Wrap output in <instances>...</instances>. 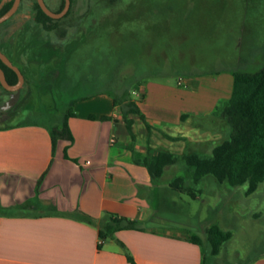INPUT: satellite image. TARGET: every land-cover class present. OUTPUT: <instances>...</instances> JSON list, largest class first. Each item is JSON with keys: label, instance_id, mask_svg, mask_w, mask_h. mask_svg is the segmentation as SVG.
Returning a JSON list of instances; mask_svg holds the SVG:
<instances>
[{"label": "crops", "instance_id": "0c3cea01", "mask_svg": "<svg viewBox=\"0 0 264 264\" xmlns=\"http://www.w3.org/2000/svg\"><path fill=\"white\" fill-rule=\"evenodd\" d=\"M143 82L139 100L133 99L145 119L132 115L137 151L180 158L214 140L182 116L220 115L231 90L218 95L221 104L217 97L199 99L213 110L205 116L192 108L188 93L161 92ZM73 111L68 119L73 142L59 140L54 149L41 124L0 128V264H129L126 252L135 264H204L200 246L190 240L199 234L182 232L189 220L178 206L184 193L170 186L176 177L165 178L176 163L165 167L161 178L133 163L126 149L130 132L106 93L78 100ZM161 111L172 115H158ZM75 210L97 221L110 213L137 222L138 228L100 240L97 227L68 215ZM249 264H264V254Z\"/></svg>", "mask_w": 264, "mask_h": 264}, {"label": "rangeland", "instance_id": "374dc122", "mask_svg": "<svg viewBox=\"0 0 264 264\" xmlns=\"http://www.w3.org/2000/svg\"><path fill=\"white\" fill-rule=\"evenodd\" d=\"M180 1L182 9L176 21L170 23L163 9L165 17L158 21V30L154 32L155 13L158 7V10L165 8L163 5L168 4V0H73L69 14L56 19L52 30H41L39 37L51 43L54 51L64 49L72 36L79 37L88 27L89 17L84 19V16L93 8L92 14L97 20L91 23V35L85 41L82 37V43L73 50L67 62L59 63V58L52 54L42 67L34 63L29 65L27 80L18 90L7 93L0 107L12 106L20 108V112L13 116L3 111L0 126L11 119L45 124L53 120L50 112L55 107L52 85L58 67L64 69V80L68 83L92 81L78 90H70L66 100L101 86V78L111 79L118 75L124 79L134 75L140 82L131 87V100H139V84L144 81L149 89L178 95L188 93L192 108L201 110L205 116L210 114L213 110L208 111L209 105L200 104L199 99L217 97L218 103H223L224 99L218 95L230 93L232 71H256L264 64V0ZM44 2L56 11L61 0ZM32 3V0L21 3V16L32 17ZM126 3L128 6L124 8ZM8 29L9 24L0 23V50H4ZM179 78L187 81L185 86L177 85ZM182 109H188L187 105L183 104ZM158 115L171 116L172 113L161 111ZM183 120L187 125L206 130L214 139L202 148L188 149V153L208 156L215 145L229 137L230 126L220 115L186 116ZM171 169V176L166 172L165 178L189 173L181 160ZM196 188L199 190L197 197L192 199L184 193L178 206L181 214L189 217L182 232H195L205 241V264H249L264 254V181L247 195L246 184L218 183L208 174ZM210 224L231 233L217 255L210 254L207 244L206 229Z\"/></svg>", "mask_w": 264, "mask_h": 264}, {"label": "trees", "instance_id": "16d2710c", "mask_svg": "<svg viewBox=\"0 0 264 264\" xmlns=\"http://www.w3.org/2000/svg\"><path fill=\"white\" fill-rule=\"evenodd\" d=\"M23 1L25 0H21L16 12L3 22L9 24V29L4 38V50L1 51L19 68L24 80H27L26 68L33 63L39 67L44 66L49 62L52 54L59 58V63L67 62L72 56L73 50L82 43V37L85 41L87 36L91 35V23H96L97 17L92 14L93 8H91L87 16H84V19L89 17L90 25L88 24V27L84 28L83 33L79 37L72 36L67 41L64 49L54 51L51 43L39 37V32L41 30H52L56 19L47 16L41 10L36 0H32V17H29V15L21 16L20 6ZM70 1L71 8L73 0ZM12 2L13 0H0V15L10 8ZM180 2V0H168V4L163 5L165 8L158 10V7L155 13L154 32L158 30V21L160 22L163 16L165 17L162 14L163 9L167 11L166 14L168 15L166 18H168L170 23L176 21L177 15L182 9ZM127 3L124 8L128 6ZM63 5L64 0H61L56 11H60ZM70 8L64 16L69 14ZM170 26L172 27L171 24ZM156 33L158 34V32ZM0 68L3 70L5 79L9 84L17 82L16 73L1 60ZM57 73L52 85L55 107L50 111L53 119L51 122L45 124L35 121H13L11 119L6 125L0 126V128L41 124L47 128L52 148L54 149L59 140H66L69 143L73 142V135L68 125V119L75 115L73 111L74 104L78 100L87 99L95 94L106 93L112 98L113 105L119 107L122 120L130 132L132 141L126 146V149L129 150L133 163L144 166L152 178H161L165 167L171 166L181 160L189 170V173L186 176L176 177L170 182V186L177 191L187 194L192 199H195L199 193L196 187L202 177L208 174L212 175L218 183L225 182L230 186L246 184L247 195L252 194L259 184L264 181V64L256 71H232L231 73V94L228 101L220 109V116L230 126L229 137L215 145L208 156L197 152H185L180 158L165 151L151 154L149 152L141 153L135 149L133 145L132 124L134 120L132 115L138 116L143 122H145V119L136 103L129 98L131 87L140 82L134 75L124 79H121L118 75L111 79L101 78L99 82L101 86L94 88L88 93L66 100L64 98L70 90H78L92 81L91 79L86 81L76 80L71 84L64 80V69L58 67ZM40 75H42V72H40ZM9 92L0 84V107L4 96ZM59 108L62 109L61 112ZM3 111H9L13 116H16L19 114L20 108H13L12 106L5 107L4 109L0 108V114ZM105 118L107 117H102V119ZM182 118H185V115ZM67 147L63 149L64 157H67ZM68 215L76 220L97 227L100 240L114 238L115 232L121 229L138 228L137 222L124 217H116L110 213H105L100 221L79 210L68 213ZM230 237L231 233L221 229L218 225L211 224L208 226L206 229V239L210 248V254L217 255L222 244ZM190 240L201 247L204 255L203 245L205 241L196 234L192 235ZM126 258L129 264H135L128 252H126Z\"/></svg>", "mask_w": 264, "mask_h": 264}, {"label": "water", "instance_id": "95a60500", "mask_svg": "<svg viewBox=\"0 0 264 264\" xmlns=\"http://www.w3.org/2000/svg\"><path fill=\"white\" fill-rule=\"evenodd\" d=\"M39 7L41 8V10L50 18L52 19H59L61 17H63L67 11L70 8V0H64V5L62 7V9L60 11H53L51 9H49L44 0H36ZM21 0H13L12 5L10 6V8L3 13L2 15H0V23L4 22L5 20H7L8 18H10L18 9L19 5H20ZM0 60L9 68H11L17 75V82L14 84H9L6 79H5V75L3 70L0 68V84L1 86L6 89L7 91H16L18 90L24 82V77L22 75V73L20 72L19 68L17 66H15L11 60L0 50Z\"/></svg>", "mask_w": 264, "mask_h": 264}]
</instances>
